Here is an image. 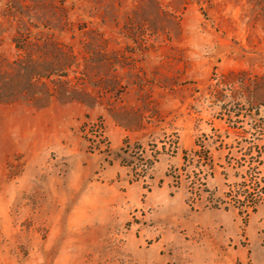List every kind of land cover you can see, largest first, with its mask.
Listing matches in <instances>:
<instances>
[{"label": "rangeland", "instance_id": "obj_1", "mask_svg": "<svg viewBox=\"0 0 264 264\" xmlns=\"http://www.w3.org/2000/svg\"><path fill=\"white\" fill-rule=\"evenodd\" d=\"M259 124L264 0H0V264H264V205L180 176Z\"/></svg>", "mask_w": 264, "mask_h": 264}, {"label": "trees", "instance_id": "obj_2", "mask_svg": "<svg viewBox=\"0 0 264 264\" xmlns=\"http://www.w3.org/2000/svg\"><path fill=\"white\" fill-rule=\"evenodd\" d=\"M231 114L229 117L232 118ZM235 116L239 117V115ZM231 128L236 130L232 143L226 142L231 138L229 132L222 134L219 130L212 129L211 134H202L195 142L197 149L183 152V173L180 176L184 175L186 181L192 185L194 189L192 194L197 197L193 198V202H199L207 209L226 211L235 209L248 218L257 212L259 206L264 205V145L261 144L264 124L252 127L250 130H245L242 126ZM212 146H215V151L218 153L217 158L211 150ZM173 148L175 149L176 146ZM130 150H132L130 143L126 141L121 152L127 153ZM165 150L164 143L163 151ZM135 153L137 157L130 166L136 171L141 168V173H136L138 178H147L149 170L157 162V157L146 159L144 149L140 145L137 146ZM218 170H221L220 175L227 188L222 198H216V192L211 191L207 186L208 179L215 178ZM181 177L175 178L177 184H180ZM204 193L209 195L206 199H203Z\"/></svg>", "mask_w": 264, "mask_h": 264}]
</instances>
